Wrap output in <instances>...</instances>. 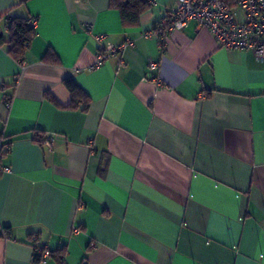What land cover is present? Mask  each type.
Instances as JSON below:
<instances>
[{
    "label": "crops",
    "instance_id": "0c3cea01",
    "mask_svg": "<svg viewBox=\"0 0 264 264\" xmlns=\"http://www.w3.org/2000/svg\"><path fill=\"white\" fill-rule=\"evenodd\" d=\"M175 6L0 0L1 35L37 19L23 63L0 44V264H264V60L196 21L162 41Z\"/></svg>",
    "mask_w": 264,
    "mask_h": 264
},
{
    "label": "built area",
    "instance_id": "2783aa9c",
    "mask_svg": "<svg viewBox=\"0 0 264 264\" xmlns=\"http://www.w3.org/2000/svg\"><path fill=\"white\" fill-rule=\"evenodd\" d=\"M147 1L151 5L156 4V0ZM191 21L211 31L219 46L231 50H252L258 60H264V0H176V6L164 13L155 32L163 41L170 31L183 29ZM31 24L36 27L37 19H32ZM4 30L8 33L7 25ZM104 38V34L98 36L99 40ZM108 50L116 49L110 45ZM106 57L107 53L102 49L95 65L101 64ZM149 67L155 69L157 63L151 61ZM9 147L0 143V156ZM8 172H11V167L0 162V176ZM91 245L95 246V243ZM35 250L42 262L52 255L47 246Z\"/></svg>",
    "mask_w": 264,
    "mask_h": 264
},
{
    "label": "trees",
    "instance_id": "16d2710c",
    "mask_svg": "<svg viewBox=\"0 0 264 264\" xmlns=\"http://www.w3.org/2000/svg\"><path fill=\"white\" fill-rule=\"evenodd\" d=\"M110 5L120 11L122 22L127 26L138 24L142 12L146 8L152 6L147 0H110ZM32 19H34V17L31 16H6L5 24L8 26L7 37L0 34V44H8L9 53L19 61L24 59L31 42L37 33L36 27L31 24ZM44 60L55 63L60 62V58L53 50H49L45 54ZM63 83L72 94L73 104L69 107H76L74 103L79 99L84 98L86 109L90 100L76 81L69 76L63 80ZM48 97L49 99L52 98L50 95ZM51 253L52 256L60 258L57 252L52 251ZM60 260L63 261V258L61 257Z\"/></svg>",
    "mask_w": 264,
    "mask_h": 264
}]
</instances>
